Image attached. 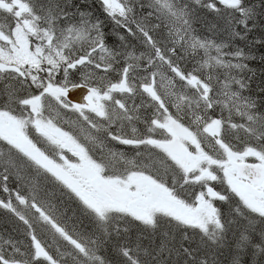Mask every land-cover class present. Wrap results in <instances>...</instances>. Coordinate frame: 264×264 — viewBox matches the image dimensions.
I'll use <instances>...</instances> for the list:
<instances>
[{"label": "snow or ice", "instance_id": "snow-or-ice-1", "mask_svg": "<svg viewBox=\"0 0 264 264\" xmlns=\"http://www.w3.org/2000/svg\"><path fill=\"white\" fill-rule=\"evenodd\" d=\"M102 7L0 0V264H264V0Z\"/></svg>", "mask_w": 264, "mask_h": 264}, {"label": "trees", "instance_id": "trees-1", "mask_svg": "<svg viewBox=\"0 0 264 264\" xmlns=\"http://www.w3.org/2000/svg\"><path fill=\"white\" fill-rule=\"evenodd\" d=\"M70 2H71V0H70ZM75 3L77 5H81L82 10L90 13L93 18L103 17L104 20H106V21L108 20V21L113 23L111 18L106 15V13L102 7V0H75ZM200 10H202V12H200ZM200 10L196 13V17H195L196 22L194 23L193 26L199 34H201L203 36L213 37L214 34L211 31H209V25L215 23L218 18L215 17L213 14H211L206 9H200ZM155 35H156L157 39L163 40L166 37V30L161 29ZM215 38L220 39V38H222V36H220L219 33H216ZM109 41H110V39H109ZM259 53H260V49L258 48L256 51L257 60L254 62H249L250 67H253L256 69H259L261 67L260 62H259ZM192 65H193V61H191V60H188L187 62H185V61L180 62V66L182 68L187 67L189 70H191ZM259 75H260L259 71H257V81L259 80ZM253 90L258 91L256 89V82L253 83ZM68 115H69V118H72V119L75 118L71 113H69ZM115 146L118 148H121L122 150L131 151L130 147H128V146H120L118 144ZM69 155H71V154L69 153ZM15 186H16V184H15L14 180L10 179L9 187L15 188ZM0 199H5V200L7 199V194L3 193L2 190H0ZM13 202L15 203V201H13ZM0 227H4V232L6 233V234L0 235V236L7 238V237H9V235L11 236L10 233L7 235V231L13 230L15 235L21 236L22 238L26 239L25 243L28 242L27 238L23 234L22 226L17 221L15 216L3 208H0ZM82 227L84 229H87L89 227L87 220H84ZM144 242L148 243V240L145 239ZM109 256H110V253H109ZM251 259H253V258L250 255L245 257L246 261H250Z\"/></svg>", "mask_w": 264, "mask_h": 264}, {"label": "bare ground", "instance_id": "bare-ground-1", "mask_svg": "<svg viewBox=\"0 0 264 264\" xmlns=\"http://www.w3.org/2000/svg\"><path fill=\"white\" fill-rule=\"evenodd\" d=\"M86 9V8H85ZM200 12H202V10H200ZM98 19H100V20H102L103 21V23H104V26L106 27L105 28V32L108 34V37H109V39H110V44L111 43H113V42H117V36H116V33H115V31H114V28H115V26H114V24L112 23V22H110V21H106V20H104V18L103 17H99ZM15 182V181H14ZM7 228V227H6ZM10 228V227H9ZM9 230V229H8ZM11 234V237H13V238H15V239H19V240H23L24 242H25V240L26 239H24V238H22L21 236H17V235H15L14 234V231L13 230H9V231H7V235L8 234ZM3 234H6L5 232H4V227H0V235H3ZM10 236V235H9Z\"/></svg>", "mask_w": 264, "mask_h": 264}, {"label": "water", "instance_id": "water-1", "mask_svg": "<svg viewBox=\"0 0 264 264\" xmlns=\"http://www.w3.org/2000/svg\"><path fill=\"white\" fill-rule=\"evenodd\" d=\"M72 95H74L75 98H76L74 102H80V100H81V90H79V89L73 90Z\"/></svg>", "mask_w": 264, "mask_h": 264}]
</instances>
